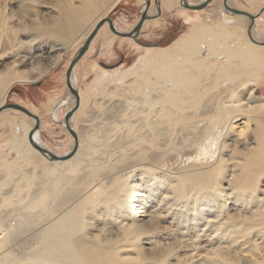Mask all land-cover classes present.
I'll list each match as a JSON object with an SVG mask.
<instances>
[{"label":"bare ground","instance_id":"obj_1","mask_svg":"<svg viewBox=\"0 0 264 264\" xmlns=\"http://www.w3.org/2000/svg\"><path fill=\"white\" fill-rule=\"evenodd\" d=\"M25 1L0 0V56L31 49L35 34L77 53L120 0H56L53 16L28 25L41 0ZM180 1L163 9L190 32L77 90L83 108L93 89L114 86L101 95L123 97L119 121L84 140L79 109L69 121L78 148L63 161L38 153L24 122L0 149V264H264V97L253 94L264 86V39L245 16H191ZM234 17L240 24L227 27ZM14 65L0 71V108L12 84L49 71ZM6 111L17 110L0 113L14 123Z\"/></svg>","mask_w":264,"mask_h":264},{"label":"rangeland","instance_id":"obj_2","mask_svg":"<svg viewBox=\"0 0 264 264\" xmlns=\"http://www.w3.org/2000/svg\"><path fill=\"white\" fill-rule=\"evenodd\" d=\"M19 1L22 3L25 0H19ZM55 1L56 0H41L40 5L34 6V9L32 8L29 10L28 12L29 19L26 20V24L27 25L30 24L32 20L35 21L37 20V22L44 24L49 19V17L55 14V9L53 7ZM93 1L94 0H80L79 2L78 0H76L73 2H76L74 3L75 5L80 3V7H81L85 2L94 4ZM202 1L203 0H189L188 3L192 5H197ZM146 2L147 0L144 1L145 3L144 8L146 7ZM235 2H236L235 8L237 10L248 12L254 16L252 27L254 28L255 32H257L264 39V0H235ZM221 3L222 2H220V4L210 3L206 9H209L211 11L206 13V15L208 16L215 15V17L219 16L218 19L221 22V19L223 18V14L225 13L228 14L221 6L222 5ZM163 4H165L166 7L167 4H169L168 0H156V2L155 0H152L150 6L147 8V15H151L150 19L147 21H153V25L150 28H148V31L146 32L145 36H143L144 38L141 39L140 42L141 48L139 49V51H135L131 47H128L127 45H122L120 43H115L113 45H110L109 47L105 46L104 44L102 49H99L97 53H95L93 56H89L80 64L81 66L78 67L74 75V79H73L74 87L77 90L85 92L87 87H90V85L95 81V77L98 72L102 71V72H107L108 74H111L116 70L123 72L125 69L130 68L136 63V61L142 55V52L146 47H154L157 49L167 48L170 45H172L174 41H176L179 38H182L188 32H190L192 26H190L185 22L184 16L182 14L177 15L171 11L168 12V10L163 9ZM174 10L175 9H172V11ZM192 11L194 10L187 11V13L193 16L195 15L196 12H192ZM114 15H115V11H112L109 13L108 16L111 19H113ZM234 19L235 22L228 24V26L227 25L226 26L230 28L233 26L237 27L240 24V22H236L238 21L237 17H234ZM249 24H251V21L249 22ZM249 28H251V25H249ZM249 28L241 27L240 28L241 33H246V36L249 37L248 36ZM35 35H40L42 37L38 38L33 43L31 49L25 48L24 46H20L17 49L15 55L13 53L12 54L10 53L9 55L4 54L0 56V71H4L5 68L10 67L13 64H15L14 66L17 69H20V71L25 70L26 72H29L32 66L36 67L37 69L40 68L44 69L45 71L51 70L60 62L67 63L69 59L75 55L76 48H78L77 46L76 47L72 46L71 49L67 50L62 41H58L53 37L43 36L42 34H35ZM77 43L78 41L74 44V46ZM94 66H96V68H94ZM33 76H35V74L31 75V77ZM36 81L33 82L17 81L11 85V87L7 90V92L10 91L11 88L16 84H24V83L29 84V83H35ZM110 88L114 89V86L108 85L107 88H105V86L102 89L96 88L99 91L93 89V94L90 100L87 102V104L83 108L81 107L78 108V110L80 109L81 112L79 115L76 116L75 120L78 123L77 128L83 135L84 140L90 134L95 133L96 130H99L100 134L98 135H101V130L108 128V126L113 122L119 121L118 120L119 118L117 117V113H118L117 110L119 107H121L120 104L122 103L121 100L123 97L119 94L121 98L119 97V95H117L118 98L117 96H115L114 98L111 99V97H102L101 95L107 89L110 90ZM260 88L261 91L255 90L253 92L254 96L257 98L264 97L263 84L262 86H260ZM7 92L3 104H11L10 96H8L9 92L8 93ZM72 101H74V99L73 96L71 95V102ZM95 103L102 104V109H97L95 107ZM72 106L74 105H71V107ZM78 110H76L74 114ZM7 114H9L10 116L11 115L16 116L13 119L14 121L11 120L12 122L15 121L18 122L17 121L18 116L23 117L24 115L18 111H9ZM74 114L72 115L73 117ZM1 117L3 118V120ZM7 121H8V116L6 114L4 116L0 115V149L8 148L9 146L8 142L10 141L12 135L13 138L15 136L20 137L22 136L23 133L21 129L17 128L18 123L17 124L10 123L12 125V128H10L11 125L8 124L9 122ZM73 141L74 140L72 136L69 134V143L71 142V145ZM110 142L109 144H111ZM96 144L94 143V145ZM109 150H112V148L111 147L108 148V153H110ZM67 152L61 151L60 153H54V154L63 155L66 154ZM15 157H16L15 152H11L8 155L7 160H13ZM95 157L98 158L100 164L106 163L107 157L104 158L102 156L103 157L102 159L100 158L99 155ZM178 168H184V166H179ZM174 169H172L171 171H173Z\"/></svg>","mask_w":264,"mask_h":264},{"label":"crops","instance_id":"obj_3","mask_svg":"<svg viewBox=\"0 0 264 264\" xmlns=\"http://www.w3.org/2000/svg\"><path fill=\"white\" fill-rule=\"evenodd\" d=\"M144 1L146 0H120L110 11H115L112 21L120 32L128 33L133 30L141 18ZM152 25L153 21H145L136 39L113 35L108 25H103L97 33L98 36L96 35L92 39L85 54L75 64L72 71L73 79L78 67L81 66L80 64L89 56L97 53L99 49H102L104 44L109 47L115 43H120L131 47L135 51H139L141 39L144 38L143 36H145L148 28ZM102 28L103 30L101 31ZM68 66V62H60L35 83L16 84L8 93L11 104L24 108L37 118L38 131L34 135H36V140L41 143L42 146H40L50 153L67 152L71 146V142L69 143L70 133L65 122V116L73 108L71 107V94L66 86ZM73 82L72 84L74 85ZM17 121L19 123L18 129H21L20 122H24V124H27L25 125L28 126L29 132L35 125V120L25 115L23 117L18 116ZM29 132L27 133V140Z\"/></svg>","mask_w":264,"mask_h":264},{"label":"water","instance_id":"obj_4","mask_svg":"<svg viewBox=\"0 0 264 264\" xmlns=\"http://www.w3.org/2000/svg\"><path fill=\"white\" fill-rule=\"evenodd\" d=\"M212 0H204V2L196 5V6H191L189 5L186 0H181V5L182 7H184L185 9L188 10H194V11H201L207 8V6L210 4ZM227 0H223V6L224 9H226L228 12H230L231 14L234 15H238V16H245L247 18H249V20L251 21V23L254 20V16L251 15L248 12L242 11V10H236V9H232V8H228L227 4H226ZM156 2V0H155ZM151 1L147 0L146 2V7L144 8L142 14H141V18L139 20V22L136 24V26L133 28V30L131 32L125 33V32H120L118 30H116V28L114 27L113 21L112 19L107 16L105 17L103 20H101L92 30L90 36L87 38V40L82 44V46L79 48V50L77 51L76 55L74 56V58L71 60L67 72H66V86L70 92V94L74 97V106L73 108L70 110V112L65 116V122H66V127L68 129V132L70 133V135L72 136L73 140H74V146L72 148V150L68 153V154H63V155H57V154H53L48 152L47 150H45L44 148H42L41 146H38L35 144L34 142V134L38 131V121L37 118L34 117L31 113H29L27 110H25L24 108H21L17 105H13V104H4V106H2L0 108V113L8 110V109H13V110H17L21 113H23L24 115L32 118L35 120V125L33 126V128L30 130L29 134H28V141L30 143V145L38 152L40 153L42 156L46 157L48 160L50 161H63L68 159L69 157L73 156L78 148V140H77V136L75 134L74 131H72L69 127V121L70 118L72 117V115L74 114V112L76 110H78V108L80 107V99H79V95H78V91L77 89L74 87V85L72 84V71L73 68L75 66V64L79 61V59L85 54L86 50L89 47L90 42L92 41V39L96 36V34L98 33V31L100 30V28L105 25L106 23L108 24V28L110 30V32L118 37H122V38H130V39H136L138 37L140 28L142 26V24L150 19V16L147 15V8L150 6Z\"/></svg>","mask_w":264,"mask_h":264}]
</instances>
